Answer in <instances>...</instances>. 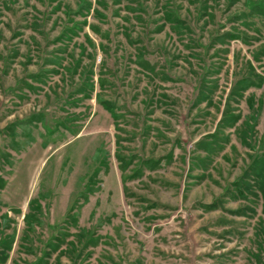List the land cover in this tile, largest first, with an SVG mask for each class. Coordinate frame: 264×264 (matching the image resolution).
<instances>
[{
  "label": "rangeland",
  "instance_id": "374dc122",
  "mask_svg": "<svg viewBox=\"0 0 264 264\" xmlns=\"http://www.w3.org/2000/svg\"><path fill=\"white\" fill-rule=\"evenodd\" d=\"M252 1L0 0V264H264Z\"/></svg>",
  "mask_w": 264,
  "mask_h": 264
},
{
  "label": "trees",
  "instance_id": "16d2710c",
  "mask_svg": "<svg viewBox=\"0 0 264 264\" xmlns=\"http://www.w3.org/2000/svg\"><path fill=\"white\" fill-rule=\"evenodd\" d=\"M247 4V7H249L250 11H254L264 18V0H254L252 2H248ZM226 35H228V37L232 38L233 40L237 39L238 37L231 33H227ZM247 64L249 69H251L249 63ZM260 80L261 79L257 74L255 76L253 74H247L241 79L233 82L234 85L230 89V95L238 97L244 90L261 84ZM99 102H101V104L105 106L106 110H111L110 103L106 102L103 99H99ZM231 111L232 110L229 109V103H226L223 116H221L220 118V122L223 123L225 127H231L233 122H235L238 118L236 114L232 113ZM37 119H40L38 117V114H34L28 117L26 120H22L21 122H19L18 125L22 126L27 122L31 123ZM3 156L5 159H7V156L5 154ZM242 175L243 176L238 177L233 182V187L237 192L236 194L241 198H244L247 193L251 194L253 197H257V194L261 196V199L263 200L262 212L264 213V155L254 160V162L250 164L249 167H247L246 171ZM3 186H5V184L0 178V188H2ZM254 189L258 192L257 194L254 192Z\"/></svg>",
  "mask_w": 264,
  "mask_h": 264
}]
</instances>
